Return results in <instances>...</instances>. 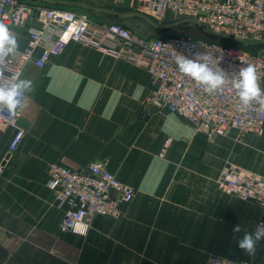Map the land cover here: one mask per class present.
<instances>
[{"label": "crops", "instance_id": "1", "mask_svg": "<svg viewBox=\"0 0 264 264\" xmlns=\"http://www.w3.org/2000/svg\"><path fill=\"white\" fill-rule=\"evenodd\" d=\"M21 1L120 23L142 42L174 30L138 0ZM14 34L17 58L28 35ZM21 78L33 86L18 121L27 136L16 152L8 151L16 127L0 125V264H206L212 256L264 264V241L255 257L237 245L264 221V208L216 185L229 165L264 178V133L231 129L209 143L180 115L150 113L144 68L77 42L42 68L29 62ZM96 161L137 193L119 219L95 216L87 236L63 233L65 208L48 188L49 167ZM236 225L242 231L234 234Z\"/></svg>", "mask_w": 264, "mask_h": 264}, {"label": "built area", "instance_id": "2", "mask_svg": "<svg viewBox=\"0 0 264 264\" xmlns=\"http://www.w3.org/2000/svg\"><path fill=\"white\" fill-rule=\"evenodd\" d=\"M138 2L143 10L156 18L165 19L172 14L202 26L213 38H206L198 32L199 37L169 34L142 42L117 22L99 24L64 7L0 0V23L8 25L13 33L26 32L28 35L26 48L17 58H11L8 71L21 77L29 62L42 68L51 57L59 56L70 42H77L144 68L153 88L147 97V105L187 119L209 143L231 129L261 136L264 133V109L253 102L249 108L240 110L230 82L237 78L241 66L251 63L255 65L258 83L264 89V0ZM37 23L40 27L35 26ZM193 43L195 49H191ZM136 48L138 52L132 51ZM189 50L206 54L208 64L214 70H225L229 84L209 94L203 86L180 73L174 58L189 54ZM26 99L27 96L25 102ZM21 111L18 110L17 117L12 118L6 110L0 109V125L16 127L8 145L10 153L16 152L27 136L26 131L18 127ZM2 171L0 167V174ZM216 185L222 192L244 201H256L264 208V178L250 170L229 165L221 171ZM48 188L54 193L58 206L65 208L61 232L79 236L88 235L95 216L119 219L122 205L130 203L137 193L134 187L113 175L105 161L92 162L82 169L52 163ZM206 264L251 263L212 256Z\"/></svg>", "mask_w": 264, "mask_h": 264}, {"label": "clouds", "instance_id": "3", "mask_svg": "<svg viewBox=\"0 0 264 264\" xmlns=\"http://www.w3.org/2000/svg\"><path fill=\"white\" fill-rule=\"evenodd\" d=\"M185 47L188 48L187 45ZM195 48L193 43L191 49ZM18 49L17 36L8 25L0 23V109L6 110L12 118L17 117L18 110L26 106V94L33 86L30 79H22L8 71V64ZM174 60L179 72L203 86L206 93H215L229 84L227 72L210 67L208 56L204 53L189 50V54H179ZM230 86L235 91L240 110L249 108L253 102L264 109V89L258 83L255 65L249 63L241 66L237 78L231 80ZM241 231L239 225L233 227L234 234ZM261 241H264V221L257 224L254 231H244L242 237L237 239V245L246 255L255 257Z\"/></svg>", "mask_w": 264, "mask_h": 264}, {"label": "rangeland", "instance_id": "4", "mask_svg": "<svg viewBox=\"0 0 264 264\" xmlns=\"http://www.w3.org/2000/svg\"><path fill=\"white\" fill-rule=\"evenodd\" d=\"M169 18V21L174 24L172 27L174 30L171 34L173 35H186V36H192V37H199L200 33H198V30H201L205 33V30L202 26H196L191 21L178 18L172 14H168L167 16ZM178 26H180L178 28Z\"/></svg>", "mask_w": 264, "mask_h": 264}, {"label": "trees", "instance_id": "5", "mask_svg": "<svg viewBox=\"0 0 264 264\" xmlns=\"http://www.w3.org/2000/svg\"><path fill=\"white\" fill-rule=\"evenodd\" d=\"M198 32H200L202 35H204L206 38H213V36L211 34H207V33H203L202 29L201 30H198Z\"/></svg>", "mask_w": 264, "mask_h": 264}, {"label": "water", "instance_id": "6", "mask_svg": "<svg viewBox=\"0 0 264 264\" xmlns=\"http://www.w3.org/2000/svg\"><path fill=\"white\" fill-rule=\"evenodd\" d=\"M154 110H158L156 106H151L150 113L153 112Z\"/></svg>", "mask_w": 264, "mask_h": 264}]
</instances>
